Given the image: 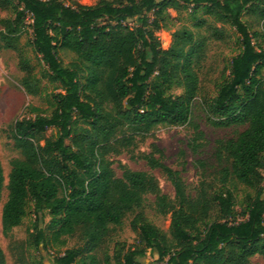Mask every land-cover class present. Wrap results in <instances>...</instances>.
I'll return each mask as SVG.
<instances>
[{"label": "trees", "instance_id": "1", "mask_svg": "<svg viewBox=\"0 0 264 264\" xmlns=\"http://www.w3.org/2000/svg\"><path fill=\"white\" fill-rule=\"evenodd\" d=\"M185 5L202 8L238 34L241 49L231 57L228 72L222 71L204 111L213 126L245 125L235 138L217 141V153L230 158L233 177L252 189L239 211L228 188L213 193L201 188L190 197L179 171L163 162L154 143L140 158L169 180L175 203L146 171L119 165L116 176L108 157L136 145V136L143 140L158 124L190 120L206 38L174 29L163 49L155 35L173 20L169 9ZM0 8L13 14L0 19V50L18 54L21 86L50 107L47 114L18 118L10 126L18 156L10 160L6 183L0 162V204L7 190L1 206L3 235L22 222L31 206L37 250L64 245L67 236L83 242L56 254L54 264H144L140 258L148 249L164 264H250L254 255L264 257V49L256 48L257 32L251 33L241 19L245 10L264 18V0H97L91 5L0 0ZM27 19V44L43 66L39 71L20 45ZM204 25V20L196 23ZM206 29L220 36L216 27ZM62 49L76 56L67 65L58 56ZM41 78L53 85L50 92ZM175 84L182 91L172 94ZM47 129H53L51 138L44 136ZM147 194H153L157 212L170 213L167 231L143 214ZM132 212L138 243L111 256L105 250L99 257V247ZM45 215L49 220L43 227ZM0 264H5L1 247ZM32 264H44L42 256Z\"/></svg>", "mask_w": 264, "mask_h": 264}, {"label": "rangeland", "instance_id": "2", "mask_svg": "<svg viewBox=\"0 0 264 264\" xmlns=\"http://www.w3.org/2000/svg\"><path fill=\"white\" fill-rule=\"evenodd\" d=\"M66 4L78 2L91 5L97 0H62ZM173 20L166 28L155 31L160 46L168 48L170 44V33L174 29H190L195 36L205 37L206 41L199 64L196 67L198 75V93L193 100L190 120L183 125H156L148 132L143 140L139 136L135 138L134 146L129 149H122L118 153H109L112 160L111 167L116 176H120L121 168L124 165L132 170H143L151 174L157 183L161 193L175 203V193L172 184L165 175L157 168H149L145 161L140 158L141 153L150 151L151 143H154L163 154V162L179 171L185 192L193 197L198 189H204L207 193L218 192L225 188L231 190L235 197V209L240 210V201L246 192H252L251 188L236 181L231 173L230 158L225 152L217 153L218 140L235 138L245 125H230L216 127L209 124L205 118V105L216 94L218 82L221 80L222 71L228 72V65L232 56L240 51L238 34L228 23L216 20L207 15L202 8L194 10L191 5H185L181 9L174 11L169 9ZM10 9L0 8V19L11 17ZM248 30L257 35L253 37L256 48L264 49V18L245 10L241 16ZM205 21V25L197 27L196 23ZM26 20V26L21 34L20 45L24 47L25 55L29 57L39 71L43 66L27 44L30 38V29ZM207 26L216 27L220 31V36H211L206 29ZM1 28V26H0ZM219 35V34H217ZM63 65H67L76 58L75 54L66 49H62L58 54ZM18 54L10 49L0 50V162L7 182V174L10 170L11 158L18 156V152L12 145L9 137V129L15 119L22 117H33L35 113L49 112V103L44 98L28 94L21 86L20 79L23 72L18 68ZM264 76V71H263ZM41 83L45 91L50 92L53 85L47 83L45 78H41ZM182 91L180 85H173L170 93L176 94ZM53 129H47L44 136L51 138ZM43 143V140L40 141ZM70 144V140H66ZM195 146V149L193 148ZM264 177V169L261 170ZM264 187V179L262 181ZM7 195L6 188L2 191L0 204V247L4 253L5 264H32V261L43 258L44 264H54L53 257L56 254H63L65 249L75 246H82L83 242L76 236L65 237V244L61 246H49L46 250H37L32 243V223L34 215L31 206L27 207V212L22 218V222L11 229L8 235H3L1 231V206ZM142 212L147 220L157 228L167 231L170 213H159L154 208L153 194H147ZM135 212L128 213L120 226H116L106 241L99 247L97 253L102 257L106 250L111 256L114 252L133 247L138 243L136 231L131 228L130 221ZM49 217L45 215L43 227L48 222ZM45 233L49 230L45 229ZM83 251L82 253H85ZM144 264H164L158 260L157 253L148 249L145 256L140 258ZM110 264H116L110 260ZM250 264H264V257L254 255L250 259Z\"/></svg>", "mask_w": 264, "mask_h": 264}]
</instances>
